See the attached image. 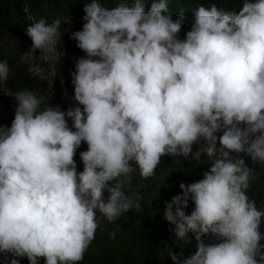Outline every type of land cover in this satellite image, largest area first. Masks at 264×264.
Here are the masks:
<instances>
[{"label":"clouds","instance_id":"obj_1","mask_svg":"<svg viewBox=\"0 0 264 264\" xmlns=\"http://www.w3.org/2000/svg\"><path fill=\"white\" fill-rule=\"evenodd\" d=\"M169 4H84L82 29L71 31L86 54L70 73L79 106L65 111L39 90L7 92L16 107L10 127L0 126V264H81L97 214L115 223L140 210L135 174L154 178L165 156L209 165L167 202L181 244L169 252L174 264H264V209L247 194L245 161L264 167V0L232 11L201 4L183 39L185 11L174 19ZM67 22L33 18L31 53L53 54ZM10 72L0 61V87ZM28 72L48 80L38 65ZM193 238L197 250L184 257Z\"/></svg>","mask_w":264,"mask_h":264},{"label":"trees","instance_id":"obj_2","mask_svg":"<svg viewBox=\"0 0 264 264\" xmlns=\"http://www.w3.org/2000/svg\"><path fill=\"white\" fill-rule=\"evenodd\" d=\"M89 2H91V0H0V61L6 60L8 62L11 68L10 74L19 67L17 59L10 53L11 51L8 45H13L15 48L20 47L22 49L32 47V41L30 37L26 35V29L33 23V18L36 20L47 18L49 24L56 18L67 20V23L62 24L61 31L63 35L58 45L64 44L71 46L74 50H77L79 58L84 57L86 54L80 50L76 46V42L71 39V31L82 29L83 16L85 15L83 10L84 4ZM100 2L111 9L117 7L118 4L122 2H126L131 7L134 5L135 0H100ZM241 3L242 0H170L169 6L170 11H172L174 15V19L182 10L185 11L186 21L180 33V38L183 39L186 32L191 29V21L194 18L193 8L201 4L205 7L216 4L219 8L232 11L238 10ZM150 7L151 5L149 3L146 10L150 9ZM70 73V67H65L64 75L69 82H71ZM22 85H25L22 89L39 90L48 97L50 103L52 102L54 105H58L65 110L61 101L50 96V90L48 89L47 82L44 80L39 79L38 82L24 80ZM22 89L16 88L15 92ZM2 97H5V99L1 100L0 124L10 127L13 115L9 113L6 117H3V111L4 109H9L11 100L8 101V99H12L13 97L7 95H3ZM86 150V143H83L81 148L77 150L75 159L79 171H83V164L80 161L79 153ZM197 150L198 147H194V152ZM202 159H205V157H202ZM245 161L246 165L253 169L254 174L261 167L258 164H254L251 157H245ZM208 167L209 165L197 162L193 157L185 159L184 157L172 158L165 156L162 157L161 163L156 170V176L148 180H143L139 185L134 188L132 187V190L138 192L139 195L143 197L147 184L151 182L152 186H155V181L162 178V185L159 189L160 205L156 209V214L160 217L162 212L166 210L167 202H170L176 195H183L180 184H190L201 179L202 173L207 170ZM247 194L250 199H254L256 202L264 198V173L251 180L250 189ZM140 203L142 206V200ZM127 217L131 220L128 229L136 238L134 242L127 247L123 256V262L117 260L115 253L107 249L104 250L102 244L95 239L93 242L99 249V257L91 260H84L81 264H134L136 257L133 255V251L137 248V245L144 246L141 264H161V257L168 259L169 264H174L169 257V252L174 251L178 255L179 248L177 246H167L166 242L170 234L161 237V231L163 229L158 225V220L150 219V215L148 213L144 214L141 209H134L127 212ZM135 224L136 228L134 229ZM174 227L175 226H173L172 229H174ZM195 245L196 241L192 243L194 248H196ZM0 261H2V257H0ZM27 264H29L28 260Z\"/></svg>","mask_w":264,"mask_h":264},{"label":"rangeland","instance_id":"obj_3","mask_svg":"<svg viewBox=\"0 0 264 264\" xmlns=\"http://www.w3.org/2000/svg\"><path fill=\"white\" fill-rule=\"evenodd\" d=\"M7 42V41H6ZM7 44V43H6ZM10 49V53L15 56L18 63V69L13 71L10 74L7 85L4 87H0V108H1V100L5 99L2 97L3 95H7L8 91L15 92V89H22L25 85L24 80L30 82H38L39 78H32L30 73L28 72L29 67L31 66H40L45 69V75L48 76V80H44L47 82L48 89L50 90V96L61 101L65 107V111L68 107L79 106L77 102L74 100V87L72 82H69L64 75V68L70 67V71L74 70V61L79 58L77 50L73 49L68 45H58L55 52L51 55L42 54L40 50H37L35 54L31 53V48H15L13 45H8ZM14 78V79H13ZM8 96V95H7ZM11 97V96H9ZM10 101L9 109H4L3 117H6L7 114L12 113L13 119L15 114V100L12 98L8 99ZM14 103V104H13ZM1 123V122H0ZM69 126L71 127V120H68ZM0 126H2L0 124ZM206 159V156H205ZM264 173V167H260L255 174L253 173L254 179L256 176ZM164 178V177H163ZM138 173L135 174L133 183L131 187H135L143 182ZM162 185V178L155 181V186H152V183L149 182L146 187V191L144 193L142 199L141 210L143 213H148L150 215V219L158 220V225L163 229L161 231V237H165L170 234V237L167 239V246H177L179 248V254L181 252V244H177L174 239V232L172 231V227L169 222H167L164 218V211L161 216L156 214V209L160 205V195L159 189ZM258 208L264 209V198L257 201ZM194 208V204L190 202L189 207L185 209L187 214H191V211ZM134 210V209H133ZM97 219L100 223V227L96 233V239L99 243L102 244V248L104 250H109L110 252L115 253L117 256V260L123 262V256L127 247L131 245L135 236L128 229L131 220L127 217V213H125L122 217H120L115 223L108 222L105 218L97 214ZM136 228V224L134 229ZM115 232V238L112 237V233ZM191 235V234H190ZM210 240V238H206ZM195 241L193 238L192 243ZM182 243V242H181ZM139 244V243H137ZM144 246L137 245V248L133 251V255L136 257V261L134 264L142 263L143 249ZM197 249L191 245L184 246V257H189L195 253ZM99 249L92 242L88 251L85 253L84 260H91L93 258L99 257ZM178 254V255H179ZM83 260V261H84ZM82 261V263H83ZM21 264H27V258L21 260ZM40 264H44V259L41 258ZM161 264H169L168 259L161 257Z\"/></svg>","mask_w":264,"mask_h":264}]
</instances>
